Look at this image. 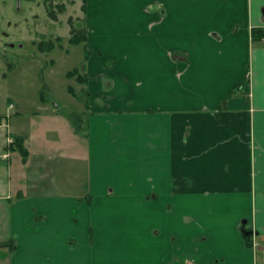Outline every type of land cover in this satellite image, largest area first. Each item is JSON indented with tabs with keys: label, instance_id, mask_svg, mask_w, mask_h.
I'll use <instances>...</instances> for the list:
<instances>
[{
	"label": "crops",
	"instance_id": "crops-1",
	"mask_svg": "<svg viewBox=\"0 0 264 264\" xmlns=\"http://www.w3.org/2000/svg\"><path fill=\"white\" fill-rule=\"evenodd\" d=\"M153 2L147 87L89 82L86 139L0 130V264H264V0Z\"/></svg>",
	"mask_w": 264,
	"mask_h": 264
},
{
	"label": "rangeland",
	"instance_id": "rangeland-1",
	"mask_svg": "<svg viewBox=\"0 0 264 264\" xmlns=\"http://www.w3.org/2000/svg\"><path fill=\"white\" fill-rule=\"evenodd\" d=\"M82 3L0 0V121L10 111L8 120L21 123L34 138L43 135L50 142L65 138L60 125L50 127L41 122L50 115L45 107L55 111L54 118L78 119V135L86 139L91 109L101 105V96H90L89 82L96 80L102 91L117 85L119 79L127 83V90L139 80L147 87L151 55L147 23L154 12L162 15L163 7H156L153 0H86L84 12ZM73 26L85 31L84 42L70 43ZM41 41H51L52 49L40 48ZM75 68L89 80L81 83L74 76L67 77ZM16 111L21 116L15 115ZM63 143L60 145L65 146ZM15 151L20 156L19 148Z\"/></svg>",
	"mask_w": 264,
	"mask_h": 264
},
{
	"label": "trees",
	"instance_id": "trees-1",
	"mask_svg": "<svg viewBox=\"0 0 264 264\" xmlns=\"http://www.w3.org/2000/svg\"><path fill=\"white\" fill-rule=\"evenodd\" d=\"M82 2L83 3H82V6L81 7H82L83 11L85 12V6H86L85 3H86V0H82ZM59 10H61V8ZM71 33H72V36L70 37L69 41L72 44H79V43L84 42L86 40V34H85V31H83V30H80V29H78V28H76V27L73 26L71 28ZM39 45H40L39 47L42 48L45 51H50L52 49V47H53V44H52L51 41H41L39 43ZM66 75H67V77L74 76L75 77V80L78 81V82H81V83H85L87 80H89L88 76L85 75V74H81L79 72V69L78 68H75V69L67 72ZM77 121H79V120L77 119ZM77 121H76V118L75 119H72V121H71L73 123V126H74V128L76 130L79 129L78 128ZM11 146H16V148H19V151L24 156L25 149L22 146L21 142H19V137H15L14 138V143ZM11 244H12V247H13L14 246V243L12 242Z\"/></svg>",
	"mask_w": 264,
	"mask_h": 264
},
{
	"label": "built area",
	"instance_id": "built-area-1",
	"mask_svg": "<svg viewBox=\"0 0 264 264\" xmlns=\"http://www.w3.org/2000/svg\"><path fill=\"white\" fill-rule=\"evenodd\" d=\"M261 39L264 41V35L262 36ZM11 106H12V104L10 103L7 107V110H10ZM9 112L10 111L6 112L7 118L6 119L2 118V121H0V129H2L3 131H6V134H7L6 143H7V145L10 146L11 144H13L14 139H13V137L10 136V133H8L9 132V120H8ZM7 158H8V152L0 153V160H5Z\"/></svg>",
	"mask_w": 264,
	"mask_h": 264
}]
</instances>
